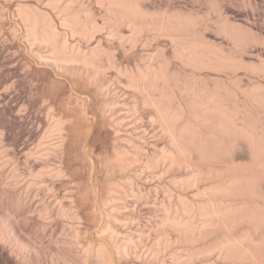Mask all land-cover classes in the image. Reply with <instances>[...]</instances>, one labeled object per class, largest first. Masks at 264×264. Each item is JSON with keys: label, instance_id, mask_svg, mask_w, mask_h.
Instances as JSON below:
<instances>
[{"label": "bare ground", "instance_id": "obj_1", "mask_svg": "<svg viewBox=\"0 0 264 264\" xmlns=\"http://www.w3.org/2000/svg\"><path fill=\"white\" fill-rule=\"evenodd\" d=\"M84 1L15 4L47 95L24 149L0 129V251L16 264H264V83L236 77H264V59L211 43V18L150 0H94L98 16ZM215 10L238 50L256 42ZM160 36L171 57L148 51Z\"/></svg>", "mask_w": 264, "mask_h": 264}, {"label": "rangeland", "instance_id": "obj_2", "mask_svg": "<svg viewBox=\"0 0 264 264\" xmlns=\"http://www.w3.org/2000/svg\"><path fill=\"white\" fill-rule=\"evenodd\" d=\"M93 1L94 0H92V1H86L85 0L84 2H87L88 4L91 3L94 11L96 10L97 13L99 14L98 16H100V12L102 11V9L98 6V4L96 2H93ZM17 2H18V0L17 1L16 0H0V8H1L0 10H2V8H3V10L0 11V22H2V23H0V25L2 27L4 26L3 28L0 29V102L1 103L3 102L0 105V125H2V126H0V129L1 128L5 129L6 138L8 140V143H9V140H10V142H14L17 145V148L19 149V151H21L22 149L25 148V146L27 144H30L28 141L29 136L33 137L39 133L40 129H39L38 125L36 124V122L41 120L42 125H44V115L39 113V107L42 104V95H47V91L42 89V87H41L43 75L40 72L36 71V68H37L36 61L33 58L29 43L25 40L26 35H24V34L26 33L25 32L26 27L24 26V24H21L22 21H21L20 16H18V13L14 12L15 11L14 9L16 8L15 4ZM87 3H85V4L88 5ZM153 4H155V5H153ZM91 5H90V7L92 8ZM146 6L149 9L151 6H153V7H151L152 10L150 9L151 11H157V10L159 11L160 9L161 10L164 9L167 11L171 10L172 12L173 11L176 12V10L177 11L182 10L181 12H184L186 14L192 13L193 15H197L199 17L208 18L209 20L211 18V20H210L211 25H209L210 28L208 27V29L205 31V37L208 40H210L211 43L217 44L219 47L226 49V51L237 52L238 56L241 55L240 57L242 58V60L248 64L257 63V62L259 63L260 59H264V42H263L264 41V0H150V1L146 2ZM153 8H154V10H153ZM215 8L220 9L219 11L224 15V18H227L226 20H228L231 23L233 22L232 25L234 24V26L235 25L239 26L241 29L243 28L244 31L246 29V31L248 33L251 32L255 36V38L257 37L255 39L256 42L253 41L250 44H248V46L244 47L245 49L238 50L239 48H237L234 45L232 40H230L228 37H226L225 35H223L222 33L219 32V30L217 28V24H216L217 13H216ZM3 12H4V14H3ZM1 13H2V15H1ZM13 16L16 18H14ZM1 17H3L4 20H2ZM229 19H231V20H229ZM205 20H207V19H205ZM16 24H17V28H18V35L12 36L10 31L14 27H16L15 26ZM241 26H243V27H241ZM1 31H2V33H1ZM251 33H249V34H251ZM157 40L158 41L153 42L154 45L152 43V46L150 47V49L148 51L156 52L160 48H162L164 50L166 49L165 53L171 57L172 56V54H171L172 49H171V46H169L171 44L168 41V39H166L164 37L161 38V36H160V37H158ZM159 44L160 45L162 44L161 45L162 47ZM156 45H157V47H155ZM21 48H22V50H21ZM140 52L141 53L146 52V50L143 48L142 44L141 45L139 44L137 47H135L132 50V57L129 60L130 63L132 62L131 65L135 63V61L137 60L136 58H138ZM120 56H121V54H120ZM27 58H28V60H27ZM27 62L30 63L31 65L28 64ZM33 62L36 64L35 67L34 68H28L30 66L33 67V65H34ZM174 65L175 66H173V68H176V69L179 68L178 70L182 71L183 73L189 72L190 68H186V66L181 64L180 61L179 62L175 61ZM183 69H184V71H183ZM190 71H191V69H190ZM208 73H210V74H208ZM234 74H236V73H234ZM199 75L203 76V77L206 76L204 79H207V80L209 79L208 80L209 82L214 77L215 78L223 77L224 79H228L227 77H230L229 75H231L232 77L234 76L232 74V72L223 73V72H217V71L214 72V71H209V70H202L199 73ZM239 76H240V78H238V79L240 81L242 80L241 82L243 84L241 83V85H243V87L249 86V84L251 82H259L260 81L259 83H264V81H263L264 77L263 76H261L259 74H253L246 69H243V70L241 69L240 71H238L236 77H239ZM251 78L253 80H250ZM248 82H250V83H248ZM11 84H13L12 86H14V87H10ZM7 86H8V88L10 87L9 88L10 90L7 88L8 91H6V88H5ZM3 89H4V91H3ZM2 91H3V93H2ZM23 104L27 105V107L29 108L27 111H25L23 109H22L23 110L22 111L20 109L19 106H21ZM17 109H18V111H17ZM19 110H21V111H19ZM18 112L19 113L21 112V113L19 114ZM35 119H36V122H34ZM154 136H155L154 133H150L148 135L149 140L153 141ZM243 154H245L246 156ZM86 156H87V154H86ZM240 157L241 158L239 159V162L246 163L249 160L247 158L248 155L246 154V152L245 153L243 152ZM88 158H89V156H87V159ZM32 222L35 223L36 221L31 220V223ZM31 223L29 222L28 226L32 227V225H33V227H34V224L32 223V225H31ZM55 230L59 231V228L55 229ZM239 230H240V228H239ZM34 231L35 232H33V233H36V234H33L32 232H30L29 234L30 235L32 234L33 237L35 236L34 237L35 239L37 238L36 236H38V238L36 240L33 237H31L32 235L30 236L32 240L37 241L41 237V236L39 237V235L42 234V231L41 230L39 231L37 229ZM237 231H238V229H237ZM29 234H28V236H29ZM43 242H46V243H44L45 246L48 245L47 240H45ZM3 251L4 250L0 251V264H11V263L16 264L14 261L15 259L10 255L9 251L8 250H5L4 252ZM9 255H10V257H9ZM1 256H3V258H1ZM11 257H12V259H11ZM9 259H10V261L13 260V262L8 261ZM31 264H36V263H31Z\"/></svg>", "mask_w": 264, "mask_h": 264}]
</instances>
